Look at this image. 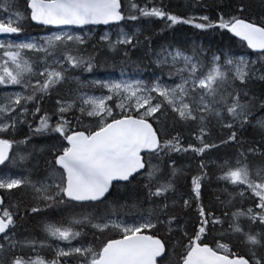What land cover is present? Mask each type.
Listing matches in <instances>:
<instances>
[{
	"label": "snow or ice",
	"instance_id": "6c2138e0",
	"mask_svg": "<svg viewBox=\"0 0 264 264\" xmlns=\"http://www.w3.org/2000/svg\"><path fill=\"white\" fill-rule=\"evenodd\" d=\"M155 21L161 31L229 33L255 58H207L195 43L153 50L144 36L158 72L141 77L137 65L119 78L74 75L97 67L86 39L94 26L116 29L99 41L124 65L142 43L138 25ZM256 79L264 80V17L250 18L243 0L211 15L174 14L163 0H0V165L17 169L0 174V264H165L166 254L173 264H264V90L252 91ZM35 137L46 143L37 147ZM222 146L235 153L213 161L216 179L232 190L206 203L205 157ZM180 157L199 158L195 170ZM133 182L135 200L110 199ZM22 206L37 215L76 211L45 221L44 238L18 239ZM174 233L178 247L166 248Z\"/></svg>",
	"mask_w": 264,
	"mask_h": 264
},
{
	"label": "trees",
	"instance_id": "16d2710c",
	"mask_svg": "<svg viewBox=\"0 0 264 264\" xmlns=\"http://www.w3.org/2000/svg\"><path fill=\"white\" fill-rule=\"evenodd\" d=\"M236 0H201L198 2H191V0L182 1L174 3L172 0H163V3L167 5L168 10L172 11L174 14H212L213 9L218 6L224 7L226 10H229ZM246 5V14L252 18L259 20L264 17V0H243ZM162 24L159 21L152 22L151 25H148L145 30V23L142 31V35L140 36L141 45L138 49L132 50L129 52V56L131 58V62L121 65L119 60L121 57L119 55L108 54L107 49L101 47V43L99 41V36H94L87 40V48L89 51L96 50L97 55V67L94 69L92 73L103 72L106 68H118L125 67L128 70L137 69V65H139V70L145 73H150L152 71L158 72L159 70L155 68L153 64L150 63L149 57L146 55L147 52V41H144V36H148L152 43V48L155 50L160 44H174L181 48L190 49L193 43L196 45H202L206 57L208 58L209 54L213 53H223L226 51H240V52H252L247 49L246 46L242 45L241 42L232 37L231 34L226 32H214V31H206L202 32L200 30L186 28L184 26H176L174 30H164L161 31ZM37 28L27 27L26 32H33ZM36 33V32H35ZM194 38V39H192ZM106 67V68H105ZM82 72L77 71L74 74H81ZM86 76L91 73H83ZM259 75V74H258ZM71 86V85H69ZM252 91H254L257 95L264 90V80L256 79L250 85ZM52 100H47L45 102V107H50ZM26 131V129H24ZM243 138L247 141H251L253 139V135L251 129L249 128L246 132H244ZM255 139H259V136H255ZM235 153V148L232 147H221L219 151L213 150L209 153L208 156L205 157L207 162V171H208V179L206 181V187L203 190V197L205 202L207 203L209 200L215 199L217 195L220 196L221 199H224V193L220 191V189L227 187L229 191H231V186L227 185L223 181H219L216 179L218 172L216 170V163L219 162L220 157H227L233 155ZM199 158L195 160L189 157H180L178 163L186 166L189 171H194L196 164H198ZM2 167V166H1ZM0 167V168H1ZM125 187L126 189H124ZM180 191H186V184L184 180H181L178 184ZM124 190L125 193L118 196L116 195V191ZM118 193V192H117ZM139 187L133 182L132 185H120L114 192L110 199H117L120 202L124 201H133L138 196H140ZM116 196V198H115ZM14 200L15 197H13ZM87 231V229H86ZM180 239L179 233L172 234L166 243V248L172 244H176L178 247V242ZM186 242V241H185ZM175 257L172 255H165V264H173Z\"/></svg>",
	"mask_w": 264,
	"mask_h": 264
},
{
	"label": "rangeland",
	"instance_id": "374dc122",
	"mask_svg": "<svg viewBox=\"0 0 264 264\" xmlns=\"http://www.w3.org/2000/svg\"><path fill=\"white\" fill-rule=\"evenodd\" d=\"M182 1H187V0H172V2H174V3L182 2ZM198 1H201V0H191V2H198ZM197 15H199V14H197ZM148 25H151V23H145V30H146V27ZM138 26L141 27V30L143 31L144 22H141V24L138 25ZM183 26L186 27V28H191L192 29V27L189 26V25H183ZM125 30H128V28L126 27ZM26 31H28L27 28H26ZM104 31H109L110 33H112L113 34V38H114V33H115L116 29H114V28L110 29L108 27H94L92 32L88 35V37H86V39L88 40L90 38H93L94 36H99L100 37V35H102ZM30 34L38 36V35H44L46 33L44 31H42V30L37 28V29H35V31L31 32ZM80 34L83 35V33H80ZM192 39H194V38H192ZM107 53L110 54L108 51H107ZM224 53H227L229 56L246 55L249 58H253V59L255 58V55L252 52H240V51H233V50L232 51H226V52H223V53H220V52L218 53L217 52L216 55H220L223 58ZM211 55L209 54L208 58H210ZM122 69L125 72L126 76L127 75H135L137 73V71H138V69L128 70L125 67H118V68H106V70H104L103 72L91 73V74H89L87 76L85 74H83V73L74 74V75L79 76L82 81L91 80V79H102V78H108V77L119 78L120 77V72H121ZM153 72L154 71L144 74V72L139 70V74H140L141 77H146L148 75H151ZM17 90H19V89H17ZM51 103H53V101ZM51 105L52 104H50V106ZM34 143L36 144L37 147H40L42 144L46 143V138L45 137H35L34 138ZM16 171H17V169L11 168V166H6V165H2V167L0 168V174H11L12 172H16ZM122 185H124V184H122ZM123 188L126 189L125 187H123ZM124 193H125L124 190L116 191L117 197L122 195V194H124ZM18 198H19V196L15 197L16 200H18ZM115 198H116V196H115ZM50 209H48L49 211L46 210V211L42 212L39 215L36 214L34 219H38L39 222H42V221L48 220V216L52 215L54 217L52 219L57 220V219H59L61 217L67 218L65 216L66 214H68L69 212L72 214V212L76 211L75 209H72L70 207L54 208L53 210H50ZM52 244L55 245L56 243H52Z\"/></svg>",
	"mask_w": 264,
	"mask_h": 264
},
{
	"label": "flooded vegetation",
	"instance_id": "af4514ba",
	"mask_svg": "<svg viewBox=\"0 0 264 264\" xmlns=\"http://www.w3.org/2000/svg\"><path fill=\"white\" fill-rule=\"evenodd\" d=\"M20 198L21 197H19L18 199H20ZM53 209L54 208H51L50 210H53ZM46 210H48V209H46ZM70 214L71 213L69 212L65 216L68 217ZM35 215L36 214L24 212V207L23 206L21 207V214L17 220V227L15 229L16 236L18 239H22L25 237L44 238L45 233L42 231V224L45 221L39 222L38 219H34ZM52 218H54V217L52 215H49L48 220H46V221H55ZM49 243H57V242L55 240L49 239ZM60 243H61V245L63 244V242H60ZM73 243H76V242L73 241Z\"/></svg>",
	"mask_w": 264,
	"mask_h": 264
},
{
	"label": "water",
	"instance_id": "95a60500",
	"mask_svg": "<svg viewBox=\"0 0 264 264\" xmlns=\"http://www.w3.org/2000/svg\"><path fill=\"white\" fill-rule=\"evenodd\" d=\"M94 27H107V26H103V25H99V26H94ZM238 39V38H237ZM250 50V49H249ZM252 51V50H251ZM1 166V165H0ZM159 259V258H158Z\"/></svg>",
	"mask_w": 264,
	"mask_h": 264
}]
</instances>
